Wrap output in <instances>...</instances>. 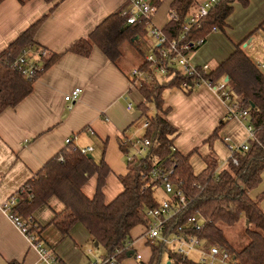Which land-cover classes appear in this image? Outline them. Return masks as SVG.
<instances>
[{
	"label": "crops",
	"instance_id": "0c3cea01",
	"mask_svg": "<svg viewBox=\"0 0 264 264\" xmlns=\"http://www.w3.org/2000/svg\"><path fill=\"white\" fill-rule=\"evenodd\" d=\"M174 1L150 0L156 9L152 23L163 31L171 20ZM206 1L194 0L197 6ZM126 6L127 0H56L52 3L32 0L25 5L19 0H6L0 6V54L33 24L46 17L39 26L35 41L48 53L60 56L34 82L30 96L17 108L7 109L0 115V206L15 196L52 157L67 150L65 142L69 137H73L77 148L93 147V159L97 162L104 157L111 169L103 190L106 203H111L123 192L119 177L128 171L122 147H129L125 145L128 140L136 141L144 133L138 109L144 101L143 96L139 90L132 89L129 75L143 65V47L146 45L153 51L157 40L153 39L154 43L147 40V31L134 47L129 45L140 53L141 62L127 45L117 63L108 60L97 46L89 57L78 56L68 50L78 40L88 38L98 25ZM233 7L225 30L210 34L206 43L193 54L191 61L194 65L206 64L215 69L230 58L236 46L251 34L242 49L258 67L264 64V0H251L248 7L234 3ZM80 88L82 93L70 108L71 103L64 101L65 96ZM163 100L165 107L170 108V122L180 131L174 141L176 151L184 156L193 153L190 159L195 174L206 167L203 158L211 151L206 140L215 132L218 131V137L213 142V150L222 168L231 160L229 146L237 149L248 140L245 124L236 117H230L228 103L207 86L191 93L170 88L164 92ZM129 104H132V109L128 108ZM97 180L93 177L83 187L89 198L96 194ZM262 182L251 192L252 198L264 195V174ZM261 202L264 209V199ZM63 209L62 203L53 198L48 205L39 208L30 222L36 228L47 226L55 212ZM144 233L143 226L130 232L133 250L141 260L131 257L122 264L149 263L153 251ZM38 239L59 257L61 264L102 261L96 259V253L89 247L88 256L80 254L79 261L74 262L70 252L72 248L77 251L76 240L92 241L82 225L75 226L65 238L55 227H48ZM64 243H70L69 248H64ZM40 259L41 255L29 238L0 209V264H39ZM166 262H169L168 256Z\"/></svg>",
	"mask_w": 264,
	"mask_h": 264
},
{
	"label": "trees",
	"instance_id": "16d2710c",
	"mask_svg": "<svg viewBox=\"0 0 264 264\" xmlns=\"http://www.w3.org/2000/svg\"><path fill=\"white\" fill-rule=\"evenodd\" d=\"M4 1L6 0H0V6ZM19 1L25 5L32 0ZM44 1L52 3L56 0ZM250 1L221 0L206 18L200 20L199 26L193 28L188 40L194 41L204 37L211 33L214 27L218 31H224L226 21L234 11L233 4L248 7ZM126 7L109 16L88 38L78 40L68 52L89 57L97 46L108 60L117 63L122 58L124 46L134 47L139 37L145 36L148 31L144 21L126 25V18L122 16ZM172 9L176 18L168 22L164 34L167 39L175 40L182 34L186 18L194 14L198 6L194 0H175ZM45 19L46 17L33 24L0 54V115L7 109L17 108L20 102L30 96L34 91V82L60 57L48 53L35 41L39 26ZM251 37L252 34L236 46L230 58L208 74L191 76L172 67L168 75H155L151 81L143 84L140 92L144 101L138 109L142 115L141 126L145 122L148 123L146 128L142 127V139L146 138L150 147L142 155L134 154L132 148L122 147L128 172L119 177L123 192L114 201L106 203L103 192L111 173L104 157L96 162L80 151L67 149L52 157L15 194L18 197V204L14 208L17 216L32 221L39 208L57 198L64 209L55 212L49 225L34 230L38 236L48 227H55L62 238H65L75 226L82 225L92 241L98 243L99 247L102 246L108 252V257L115 258L113 264H122L131 257L139 260L132 247L130 232L139 226H143L146 232L149 223L148 209L158 208L161 200L166 199V194L160 189V183L151 175L153 169L163 167L167 171L174 170L172 180L176 189L181 190L187 198L188 206L172 222L173 228L186 226L190 217H198L203 222L202 232L188 233L198 235L205 242V246H215L229 252L233 256L231 264H264V209L261 202L264 195L256 198L250 195L260 186L264 174V72L248 52L242 49ZM25 51L41 53L36 62L40 69L32 79H27L22 72L13 68L18 57ZM142 67L143 65L140 66ZM202 79L212 82L228 79L240 109L250 108L256 137L248 141V151L235 153L237 165L229 160L222 168L213 150V142L218 137V131L215 132L206 140L211 149L203 158L206 167L201 173L195 174L190 159L193 153L184 156L178 150H172L180 131L169 120L170 108L165 107L163 94L170 88H180L181 83L185 82L190 86L185 93H191L199 88ZM151 108H154V113H151ZM225 122L220 124L219 128ZM127 155L132 156L131 161L126 160ZM93 177L98 179L96 194L89 198L83 192V187ZM241 221L245 222L244 233L249 242L239 250L228 240L224 227H234ZM147 243L153 251L148 264H161L164 254L168 256L170 264H189L178 254L166 250L163 243L153 244L149 240ZM139 264L143 263L139 261Z\"/></svg>",
	"mask_w": 264,
	"mask_h": 264
},
{
	"label": "built area",
	"instance_id": "2783aa9c",
	"mask_svg": "<svg viewBox=\"0 0 264 264\" xmlns=\"http://www.w3.org/2000/svg\"><path fill=\"white\" fill-rule=\"evenodd\" d=\"M221 0H208L198 6V10L186 18L185 24L182 30V34L178 39H167L164 31L156 27L152 23L153 15L156 11L155 6L151 4L150 0H127V7L124 9L122 16L126 18V25H135L141 21L146 22L147 30L153 39L157 40V46L153 51L144 53L143 67L133 70L129 75L130 86L132 89L139 90L143 87V84L149 82L156 75L158 77L166 76L170 73L172 67L179 69L184 74L195 75L197 77L203 74H208L212 71L208 65L196 66L192 63L191 57L199 50L207 41V37L218 29H214L208 35L201 37L194 41H189L188 36L194 27L199 26L200 20L206 18L214 6ZM171 20L176 18L175 14H171ZM160 47V48H158ZM41 53L25 51L18 60L14 63L13 68L16 71L22 72L27 79H32L35 72L40 69V65H37L38 57ZM259 67L264 72V64H260ZM201 86L209 87L215 94L219 96L224 102L228 103V112L230 117L238 118L245 124L248 132V140L245 144L237 149L229 146L232 153L231 160L234 164H238V159L234 157L238 151H248L249 140L255 139L256 130L251 123L250 108L241 110L237 98L234 96L229 82L226 80H217L212 82L208 79H202ZM179 89L184 91L190 89L189 84L181 83ZM82 93V89H76L71 94L65 96L66 102L71 103L70 108L79 99ZM129 109H132V104H129ZM148 123L143 124V128H146ZM92 133L91 130H87ZM228 140V139H227ZM73 137L66 139L65 146L69 151H80L81 154L89 155L94 152L93 147L77 148L73 144ZM132 148L134 154L142 155L150 147V142L146 138H139L136 141L128 140L125 144ZM172 150L176 151V147L172 146ZM132 156L127 155L126 160L131 161ZM174 170L167 171L163 167L153 169L151 175L156 182L160 183V189L166 194V199L161 200L158 208L148 209V227L146 228L145 236L153 244L163 243L165 249L178 254L184 261L189 264H231L233 262V256L224 249H220L215 246H205V242L196 234L188 233L193 231L194 233H200L203 230L202 219L198 217H190L188 224L185 226H178L173 228L171 226L175 218L180 215L187 205V198L181 190L176 189L175 182L172 180ZM18 204V197L13 196L0 206L12 222L17 225L23 234H25L32 243V246L41 255L39 264H61L59 257L56 254H52L44 244L38 239L35 233L36 227L30 222L21 219L17 216L14 208ZM188 228V230L186 229ZM90 251H93L91 248ZM138 259L141 257L138 255ZM115 262L114 257H108L101 262H90L88 264H113Z\"/></svg>",
	"mask_w": 264,
	"mask_h": 264
},
{
	"label": "rangeland",
	"instance_id": "374dc122",
	"mask_svg": "<svg viewBox=\"0 0 264 264\" xmlns=\"http://www.w3.org/2000/svg\"><path fill=\"white\" fill-rule=\"evenodd\" d=\"M145 38L147 40H151L154 43V40H153V38L151 37L150 34H147L145 36ZM126 47L128 48V50H130V52L133 55H135V57L138 58V60L140 62L142 61V57H141L140 53H138L133 47H131L129 45H127ZM148 51H150V48L145 45L143 47V52L144 53L145 52L148 53ZM151 113H154V108H151ZM244 229H245V222L244 221H241L240 223L236 224L234 227H224V232H225L228 240L230 241V243L232 244V246L234 248H237L239 250L243 249V247H245L248 244V242H249L248 238L246 237V235L244 233ZM67 242H69V241H67ZM76 242L78 244V246H77L78 248L75 247L77 249V251H75L72 248V252H70V253H73L72 257H73L74 262H78L79 261L80 254H82L84 256L85 255L88 256L89 253H87V252L89 251V247H92L93 250H94V253H96V259L104 260V259L108 258V252H106V250L102 246H100L98 248H95L94 247L95 243L93 241H91V240L83 241L81 239L79 241L76 240ZM69 245H70V243H64L63 244L64 248H66V249H67V247L69 248ZM73 246H75V244H73ZM50 248H52V247H50ZM52 250L54 251V249H52ZM166 259H167V255L164 254L163 259L161 261V264H166Z\"/></svg>",
	"mask_w": 264,
	"mask_h": 264
},
{
	"label": "water",
	"instance_id": "95a60500",
	"mask_svg": "<svg viewBox=\"0 0 264 264\" xmlns=\"http://www.w3.org/2000/svg\"><path fill=\"white\" fill-rule=\"evenodd\" d=\"M245 47H246V46H245ZM226 82H228V79H226ZM88 157H89L90 159L93 158L91 154H89ZM95 246H96V247H99V244L96 243ZM167 264H170V262H168Z\"/></svg>",
	"mask_w": 264,
	"mask_h": 264
}]
</instances>
